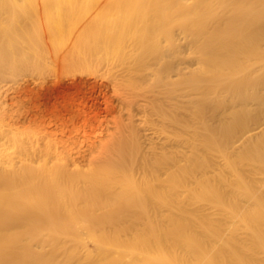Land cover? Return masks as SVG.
<instances>
[{"label": "bare ground", "instance_id": "bare-ground-1", "mask_svg": "<svg viewBox=\"0 0 264 264\" xmlns=\"http://www.w3.org/2000/svg\"><path fill=\"white\" fill-rule=\"evenodd\" d=\"M124 2L128 10L99 17L89 11L74 25L73 9L46 24L58 0H0V133L13 148L0 149V264H136L115 255L118 248L132 249L116 241L119 217H172L177 210L175 188L161 197L160 168L148 166V157L166 144L165 136L160 143L156 138L166 131L160 127L165 112L192 101L194 87L220 84L223 92H239V77L254 72L253 64L264 68V0L117 5ZM18 10L26 11L5 29ZM98 66L109 72V82H101ZM94 67L102 69L97 78L96 70L88 73ZM5 73L19 77L9 85ZM151 79L153 86L144 89ZM180 80L186 89L178 88ZM108 87L116 99L87 100ZM256 97L237 100L246 106ZM117 108L125 116L103 126L101 118ZM133 108L155 121L135 127ZM31 126L33 135H25ZM245 129L242 138L251 139L264 121ZM150 178L156 185L148 188ZM66 243L71 247L59 258ZM157 256L162 264L164 256Z\"/></svg>", "mask_w": 264, "mask_h": 264}, {"label": "rangeland", "instance_id": "rangeland-1", "mask_svg": "<svg viewBox=\"0 0 264 264\" xmlns=\"http://www.w3.org/2000/svg\"><path fill=\"white\" fill-rule=\"evenodd\" d=\"M98 1L58 0L44 20L46 24L63 20L65 11L73 9L76 15L71 21L78 25L89 11L91 16L99 17L102 14H112L116 10L129 9L127 2L117 5L120 0H111L112 4L104 7H99L96 4ZM17 3L22 6V2ZM23 5L25 6L24 3ZM106 10L110 12H105ZM25 11H15L13 20L4 21L5 29H12L18 17ZM100 68L94 67L88 73L92 76V71L98 70L93 74L95 78L96 74H103L102 79L98 75V82L99 79L101 82L111 79L110 75V78L107 76L109 72L103 67L105 73H102ZM252 68L254 72L237 79L243 82L239 92H223L220 84L213 89L194 87L192 101L186 102L187 99H182L186 103L183 102L177 111L165 112V118L160 125L164 128L166 126L165 135L161 131L162 134L157 132L158 135L154 134L152 140L154 138L156 141L155 137L158 136L157 143H160V139L165 136L163 140L166 144L164 149L157 150L156 154L148 157V166L156 170L160 168L158 171L162 173L163 179L161 197L166 199L167 191L175 188L176 214L172 217H119L120 228L115 235L116 241L131 246L132 249L129 251L126 248H118L115 253L117 257L129 259L136 264H159L158 254L164 256L162 264H264V129L256 135V131L250 132L253 133L251 139L246 135L247 139L242 138L241 135H244L245 128L252 129L264 121V68L257 71L256 64H253ZM4 76L1 77L9 85L19 77L10 74ZM196 79L197 83L204 84V78ZM181 81L178 88L184 89ZM124 84L119 85L121 89ZM153 84L154 79H151L142 87L150 88ZM117 89L121 90L119 87ZM170 90L172 88L168 86V91ZM112 91L114 92L110 87L102 92L95 90L87 100L101 102L110 97L116 99L117 96ZM253 95L257 96V100H247L246 106L239 105L238 96L250 98ZM136 110L133 108L131 113L135 114V127L139 128L142 124L145 127L155 121L154 116L145 117L142 111L136 113ZM125 112L126 110L120 111L117 108L106 113L104 118H101L103 126L114 127L120 114L125 116ZM233 114H240L238 119L243 117L245 123L237 117L235 121ZM232 119L235 122L242 120L241 123L245 124V127H241L242 124H237L238 122L235 123ZM230 124H237L238 129H232ZM240 128L243 130H239ZM24 132L25 135H33V126ZM241 140L244 143L240 142L239 145ZM10 143V140L0 133V149L12 151ZM132 153V157L138 158L137 152L135 153L138 156ZM137 158L133 160L137 162ZM155 185V180L150 178L148 188ZM70 247L71 244L66 243L58 251V257ZM44 250H47V246ZM79 254L78 251L77 255ZM145 256L153 257L151 262H146Z\"/></svg>", "mask_w": 264, "mask_h": 264}]
</instances>
